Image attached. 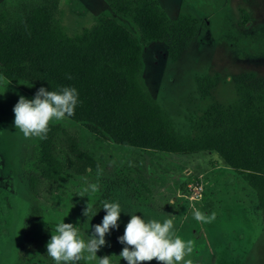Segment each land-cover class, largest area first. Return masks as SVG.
Listing matches in <instances>:
<instances>
[{"label":"rangeland","instance_id":"374dc122","mask_svg":"<svg viewBox=\"0 0 264 264\" xmlns=\"http://www.w3.org/2000/svg\"><path fill=\"white\" fill-rule=\"evenodd\" d=\"M96 1L0 0V26L45 9L50 24L68 36L91 30L104 15L140 37L129 18L94 10ZM159 2L182 30L192 28L193 20L197 25L178 56L171 57L165 43L143 46L141 81L174 131L200 140L229 136L248 113L264 120V0ZM20 95L34 98L25 84L0 72V264H55L46 245L56 226L76 224L87 238L106 214L103 204L117 201L129 213H121L98 257L85 253L79 264H99L105 255L112 264H127L119 257L124 245L118 237L131 213L146 220L173 218L175 234L193 241L186 257L192 264H264V211L244 176L217 152L175 154L117 145L68 117L51 121L46 139H26L14 126ZM62 131L91 158L86 173L76 175L56 148L42 155V146L54 144L52 137L61 138ZM87 203L92 211L101 208L92 218L83 215ZM197 210L214 212L215 220H195Z\"/></svg>","mask_w":264,"mask_h":264},{"label":"trees","instance_id":"16d2710c","mask_svg":"<svg viewBox=\"0 0 264 264\" xmlns=\"http://www.w3.org/2000/svg\"><path fill=\"white\" fill-rule=\"evenodd\" d=\"M105 1L137 26L139 38L104 15L91 30L68 36L63 28L50 24L45 9L37 10L20 22L0 26L2 76L25 84L33 97L42 86L49 91L75 87L80 103L68 118L117 145L175 154L217 152L244 176L264 211V120L248 113L229 136L191 140L174 131L171 118L141 81L144 44L165 43L170 56H178L195 35V20L192 28L182 30L158 0ZM201 92H205L202 87ZM62 133L59 139L52 137L54 144L42 146V155L47 157L56 148L76 175L86 173L91 158L73 135Z\"/></svg>","mask_w":264,"mask_h":264},{"label":"clouds","instance_id":"9594fccd","mask_svg":"<svg viewBox=\"0 0 264 264\" xmlns=\"http://www.w3.org/2000/svg\"><path fill=\"white\" fill-rule=\"evenodd\" d=\"M67 78L72 77L69 74ZM79 103V92L75 87L65 86L59 91H49L42 86L32 99L20 95L13 108L15 129L26 139H46L50 122L73 116ZM101 208L106 214L101 223L90 225L93 231L87 238L80 237L76 224L63 221L56 226V234L51 235L46 245L47 255L55 264H79L85 253L93 259L98 257L97 252L107 243L106 235L119 227L121 213H129L118 201L105 202ZM98 211H92V206L87 203L83 215L87 218L91 215L92 218ZM215 215L214 212L206 215L198 210L193 213L194 219L203 223H211ZM118 241L124 245L119 257L127 264H149L153 260L158 264H192L191 259L186 257L193 251V241H184L175 234L173 218L146 220L144 216L131 213ZM110 258L109 255L99 257V264H112Z\"/></svg>","mask_w":264,"mask_h":264},{"label":"crops","instance_id":"0c3cea01","mask_svg":"<svg viewBox=\"0 0 264 264\" xmlns=\"http://www.w3.org/2000/svg\"><path fill=\"white\" fill-rule=\"evenodd\" d=\"M159 1V0H158ZM96 4L95 8H93L94 10H98V12L101 10V9H110L109 5L107 4V2L105 0H97L96 1ZM160 3V2H159ZM161 5V4H160Z\"/></svg>","mask_w":264,"mask_h":264}]
</instances>
